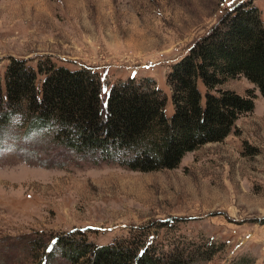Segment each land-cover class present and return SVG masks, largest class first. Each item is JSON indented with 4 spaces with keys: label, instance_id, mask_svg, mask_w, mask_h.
I'll use <instances>...</instances> for the list:
<instances>
[{
    "label": "rangeland",
    "instance_id": "obj_1",
    "mask_svg": "<svg viewBox=\"0 0 264 264\" xmlns=\"http://www.w3.org/2000/svg\"><path fill=\"white\" fill-rule=\"evenodd\" d=\"M246 1L0 0L2 95L14 60L51 64L97 74L105 104L114 86L152 81L172 118L174 66ZM254 2L264 16V0ZM221 88L254 93V111L173 170L84 157L12 117L0 129V264H72L57 244L48 255L61 237L185 253L190 264H264V98L243 77Z\"/></svg>",
    "mask_w": 264,
    "mask_h": 264
},
{
    "label": "trees",
    "instance_id": "obj_2",
    "mask_svg": "<svg viewBox=\"0 0 264 264\" xmlns=\"http://www.w3.org/2000/svg\"><path fill=\"white\" fill-rule=\"evenodd\" d=\"M254 1L227 11L174 66L169 75L172 118L166 116L167 101L152 81L138 85L132 79L114 86L105 104L102 85L91 70L39 64L36 71L27 62L14 60L6 74L5 97L0 89V129L20 114L28 133L46 130L60 145L84 157L119 162L133 171L178 168L188 153L223 142L238 120L254 111V93L244 97L222 89L224 84L243 77L264 98V16ZM56 244L48 255L56 249L72 264L192 261L185 253L157 257L132 245L97 247L85 238L61 237Z\"/></svg>",
    "mask_w": 264,
    "mask_h": 264
},
{
    "label": "snow or ice",
    "instance_id": "obj_3",
    "mask_svg": "<svg viewBox=\"0 0 264 264\" xmlns=\"http://www.w3.org/2000/svg\"><path fill=\"white\" fill-rule=\"evenodd\" d=\"M51 243H52V244H56V240H53ZM48 251H52L51 246L48 248Z\"/></svg>",
    "mask_w": 264,
    "mask_h": 264
}]
</instances>
